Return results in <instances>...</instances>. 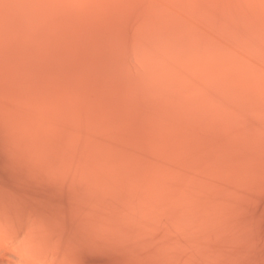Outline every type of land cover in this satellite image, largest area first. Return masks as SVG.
Segmentation results:
<instances>
[{
    "label": "bare ground",
    "instance_id": "obj_1",
    "mask_svg": "<svg viewBox=\"0 0 264 264\" xmlns=\"http://www.w3.org/2000/svg\"><path fill=\"white\" fill-rule=\"evenodd\" d=\"M0 264H264V0H0Z\"/></svg>",
    "mask_w": 264,
    "mask_h": 264
}]
</instances>
